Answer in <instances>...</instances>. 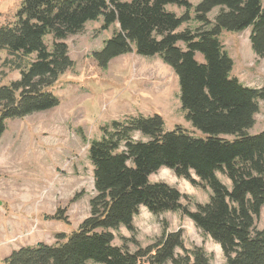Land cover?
<instances>
[{"label":"trees","instance_id":"16d2710c","mask_svg":"<svg viewBox=\"0 0 264 264\" xmlns=\"http://www.w3.org/2000/svg\"><path fill=\"white\" fill-rule=\"evenodd\" d=\"M100 18L102 30L115 23L118 29L93 52L98 66L105 70L131 52L159 56L177 75L185 118L201 135L180 125L166 131L157 113L104 125L89 146L96 189L90 215L70 235L58 234L57 243L20 247L3 264L210 263L202 246H185L182 229L164 230L157 241L135 251L115 245L113 231L125 226L134 232L142 206L153 214L179 211L192 219L221 245L227 264H264V228L256 227L264 207V131L249 133L264 101V85L247 86L232 75L234 60L220 39L224 29L251 27L252 48L264 60V0L196 5L190 0H22L14 21L0 24V50L9 55L2 66L20 72L19 79L0 85V139L7 120L59 106L50 88L74 66L65 39ZM47 36L53 38L50 46ZM136 132L148 140L134 139ZM163 167L209 187L210 199L191 210L177 187L150 181ZM51 218L67 220L60 211Z\"/></svg>","mask_w":264,"mask_h":264},{"label":"rangeland","instance_id":"374dc122","mask_svg":"<svg viewBox=\"0 0 264 264\" xmlns=\"http://www.w3.org/2000/svg\"><path fill=\"white\" fill-rule=\"evenodd\" d=\"M199 1L190 0L193 5ZM21 4L22 0H0V24L12 23ZM167 8L177 14L184 12L176 5ZM102 23V18L90 21L81 32L65 39L74 66L50 88L59 97V106L7 120L0 139V264L20 247L57 243L58 234L70 235L90 215L96 189L89 146L102 136L104 125L132 115L157 113L163 117L166 131L180 125L201 135L185 118L177 75L159 56L131 52L113 59L105 70L98 66L93 52L118 29L115 23L102 30ZM195 25L191 23V27ZM250 34L251 27L242 32L224 29L220 39L234 60L232 75L247 86L262 87L264 60L254 52ZM45 41L50 46L52 36ZM7 57V51L0 50V85L20 78L18 70L2 66ZM197 58L203 61L201 54ZM259 105L250 134L264 131V101ZM134 139L148 140L140 132ZM218 176L231 186L226 175ZM150 181L177 187L185 195L182 202L191 210L210 199L209 187L195 185L166 167L153 173ZM57 211L67 220L51 218ZM134 226V232L125 226L113 231L114 244L135 251L138 245L146 247L157 241L164 230L182 229L187 248L202 246L210 257L209 264H227L221 245L179 211L153 214L142 206ZM256 227L264 228V207Z\"/></svg>","mask_w":264,"mask_h":264}]
</instances>
